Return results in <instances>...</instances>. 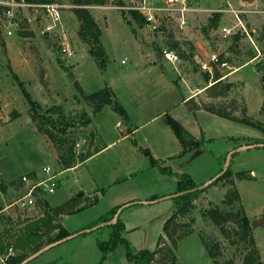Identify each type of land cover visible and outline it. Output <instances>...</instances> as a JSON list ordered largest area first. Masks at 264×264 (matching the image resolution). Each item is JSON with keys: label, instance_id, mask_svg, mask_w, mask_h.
Masks as SVG:
<instances>
[{"label": "rangeland", "instance_id": "1", "mask_svg": "<svg viewBox=\"0 0 264 264\" xmlns=\"http://www.w3.org/2000/svg\"><path fill=\"white\" fill-rule=\"evenodd\" d=\"M59 2L62 4L60 12L67 35L76 50L75 56L70 60L61 58L57 29L51 34L42 31V10V14L36 16L33 7H14L15 14L10 19L12 25L9 27L13 34L8 35L7 28L1 26L0 179L7 185V190L4 192L0 185V207H3L0 212V239L9 240L13 234L19 235L21 226L43 215V209L39 206L24 210L7 205L23 194V189L18 186L21 175L38 173L43 166H51L56 173L59 172V181L56 191L44 196L47 202L55 206L74 199L80 204L79 210L59 218L69 231H82L113 207L126 205L120 214L126 225L123 235L132 242L136 251L153 249L163 232L164 222L172 213L173 197H165L177 192V179L174 175L161 171L160 165L152 164L141 147L149 148L156 158L162 157V165L169 166L174 171H186L196 183L201 184L205 180L210 181L221 171L227 155L235 149L230 146L264 139V133L255 127L227 119L236 125H221L214 117H222L209 113L211 116L201 120L214 138L203 141L200 148L189 151L183 157H167L178 154L182 145L166 116L157 114L165 109L166 112L186 119L188 112L169 110V106L181 96L180 90L183 87L187 93L192 94L198 90L196 86L205 88L209 84L204 80L205 71L199 63H195L191 57L182 59L178 48L172 43L177 41L181 48L187 50L192 45L194 52H197L195 43L203 40L214 50L220 51L221 56L237 68L253 59L254 62L243 65L234 76L227 77L228 81L238 78L234 80L235 86L227 98H212L204 89L198 100L219 103L236 99L239 107H243L247 106L243 96L245 93L249 114L264 121V110L259 113L264 95V0H230L233 8L243 10L240 17L260 51L247 35L240 32L227 37L210 32L206 36L202 26L206 24L211 11L200 12L190 27L166 38L157 33H143L140 29L142 23L132 13L117 9L116 0H108L106 4L82 5L91 12L102 29L101 40L109 57L106 70L98 67L89 53L88 43L78 35L80 21L74 7L79 5H74L71 0ZM200 5L207 9H224L222 24L233 26L236 23L234 14L226 11L231 8L227 0H201ZM0 18L5 20L3 14H0ZM47 23L48 20L45 24ZM137 44L153 51L156 56H159V47L172 48L179 53L180 60L173 64L161 57L159 60L158 57V62L166 64L167 69L163 73L159 71L162 70L159 65V70L151 69V64L143 63L147 59L140 55ZM122 59L126 62L122 63ZM137 59L139 60L136 62ZM133 67L135 69L129 73V81L134 84L132 89H126L124 74ZM170 77H174L180 90L172 84ZM17 78L23 81L26 91L45 109L61 105L66 114L74 117L75 124L69 130L74 132L71 137L78 139L77 153H84L88 149L89 138L93 134L91 148L95 155L73 170L64 167L60 161L59 149L32 120L26 92L18 84ZM75 79L80 80L87 92L98 90L106 81H110L115 85L119 99L125 102L129 117L125 119L119 115L121 118L118 125L116 123L119 116L117 118L108 110L93 118L95 115L91 107L77 91ZM185 110L187 111L186 107L183 108ZM83 112L91 117L89 124L83 123ZM127 120L131 121L127 123ZM133 128L136 129L131 132ZM129 131L130 135L123 138ZM197 132L199 133V129ZM221 134H259L261 137L240 136L232 139L228 136L221 137ZM113 140L114 143L101 150L102 146ZM253 145V148L231 154L229 159L233 172L242 171L245 175L243 178L234 175L240 197L234 193V198L228 201L225 194L230 185L220 180L200 193L193 201L190 212L182 218L192 232L178 240L175 249L177 264H214V258L210 256L205 242L218 244L216 258L222 263L243 264L244 241L233 233H230L231 238L228 240L205 215L204 210L210 206V201L219 204L225 211L236 212L243 206L251 219L253 234L264 261V224L261 222L264 219V147ZM226 226L233 229L235 222L230 220ZM6 228L11 229L5 230ZM111 231V226H103L79 233L43 249L21 264H133L127 259L126 248L122 243L102 259L103 252L97 239H108Z\"/></svg>", "mask_w": 264, "mask_h": 264}, {"label": "trees", "instance_id": "2", "mask_svg": "<svg viewBox=\"0 0 264 264\" xmlns=\"http://www.w3.org/2000/svg\"><path fill=\"white\" fill-rule=\"evenodd\" d=\"M25 1L48 3L59 0ZM71 2L74 5H79L74 7V12L77 14L80 21L78 29L79 37L84 42L88 43L89 53L95 59L98 67L102 70L106 69L109 57L101 40L102 29L91 12L82 5L106 4L108 0H71ZM5 8L6 7L3 5H0V14H3ZM132 15L140 23L143 22V18L137 12H133ZM221 18L222 12H212L207 18L206 24L202 26L203 33L206 36H209L211 30L215 29L219 25ZM0 38H2L1 26ZM172 45L178 48L182 59H190L191 57V59L196 63L194 46L191 45L187 50L181 48L177 41H173ZM220 76L221 74L217 70L214 72L212 79L209 72H205L204 74V80L209 82V84L205 87V91H207L208 96L212 98H227L230 90L235 86V83L232 81L219 79ZM17 79L18 84L23 87L26 92V98L29 103V113L32 120L36 123L37 128L41 132L47 134L59 149L61 164L66 168H71L91 157L95 153L91 148L94 142L93 134L89 138L88 149L84 153H77L76 142L78 139L77 137H71L74 132L69 130V128L75 124L74 117L71 114H66L61 105H52L45 109L37 100H34L30 96L28 91H26L23 81L19 80V78ZM210 82L212 83L210 84ZM74 84L81 97L91 107L94 115L101 112L106 105H110L114 111L123 116L125 119L129 117L125 106L118 98H116L114 91L109 84L106 83L102 88L93 92H86L78 79L74 80ZM187 103L192 104L193 107L200 105L202 108L213 114L241 124L255 127L264 133V121L249 115L247 106L244 105L243 107H239V103H237L236 99H233L231 102L220 101L219 103L215 101H200V103L197 104L194 98L190 97L187 99ZM263 110L264 100L260 112H263ZM54 114H56V117H54ZM165 116L168 124L182 145V149L178 154L169 156L168 158L183 157L189 151L200 148L203 141L213 139L206 138L204 131L201 132V137L197 138L172 115L165 113ZM83 117L85 118L83 121L84 124H89L91 122V117L87 112H83ZM245 143L249 145L256 144V147H264V139H255L254 142L249 141ZM259 143H263V145H258ZM241 145H243V143H238L234 146V148ZM140 149L150 158L152 164L160 165L161 171L174 175L177 179V192H183L173 197L172 213L163 224V232L159 235L156 246L153 249L144 248L138 251L135 250L132 242L123 235L126 225L120 218L121 213L116 220L113 222L111 221L115 218L119 208L122 207L121 205L113 207L99 220L93 222L90 226L82 230H84L83 232L88 231V229L94 230V227L98 225L99 226L97 228L103 226L112 227V231L108 239L100 237L97 239V243L103 252L102 259L106 257V254L109 251H111L119 243H122L126 248L127 259L133 264H177L175 249L177 247L178 240L192 232L191 229H188V223L183 222L182 218L190 212L195 198L200 193L206 191L209 186L217 184L220 180H224L225 184L230 185L225 194V198H228V201H231L234 198V193L239 198L240 195L237 190L235 176L237 178H243L245 175L242 171L234 173L231 167L228 166L226 171L223 172V174H221L217 179L212 180L205 187L201 188L200 185L203 183H196L190 173L186 171H174L169 166L162 165V159L156 158L149 148L141 147ZM223 168L224 167L222 166L221 171ZM32 174L34 173H29V175ZM0 185L2 190L5 192L7 190V185L1 179ZM38 206L43 209L42 216L37 219L27 221L20 227L19 235L13 234L9 240L0 239L1 254H7L8 249L11 246L15 250L13 254H9L5 261L0 264H21L32 254L56 241L64 240L67 236L73 233L69 231L63 223H61L59 218L79 210V202H76L74 199H69L61 204L51 206L45 198H39ZM2 209L3 207H0V212ZM204 213L219 227L221 233L228 240L231 238L230 233H233L234 236H237L240 240L244 241L245 247L243 248V264H264L258 242L253 234L251 219L247 215L243 206L236 212L225 211L219 204L210 201V206L204 210ZM230 220L235 222L233 229H229L226 226V223ZM101 223L105 224L101 225ZM9 229L11 228H6L5 230ZM232 243H235V241H232ZM205 245L210 256L214 258V264H224L216 258L218 244L216 243V245H213L205 242Z\"/></svg>", "mask_w": 264, "mask_h": 264}, {"label": "built area", "instance_id": "3", "mask_svg": "<svg viewBox=\"0 0 264 264\" xmlns=\"http://www.w3.org/2000/svg\"><path fill=\"white\" fill-rule=\"evenodd\" d=\"M116 1L117 4L115 5V7L117 9L125 10L130 13L137 12L143 18V22L140 27L143 33H157L166 38H169L170 34L172 35L173 33L181 32L182 30L190 27L193 19L197 17V15L202 11H224V9L221 8L207 9L205 7H202V5H200L201 0ZM227 3L231 6V8L226 9V11H231L234 14L236 23L233 26H227L220 22L221 24H219L215 29H212L211 32H216V34L220 33L225 37L240 32L242 35H247L251 42H253L255 48L260 51L255 44L251 33L240 17V13L243 12V10L233 8L230 0H227ZM0 5L6 7L3 12L5 20L3 18H0V26L3 25L5 28H7L6 33L8 35L13 34V31L9 27L12 25L10 19L15 14L14 7H33L36 11V16L42 14L41 10L43 11L44 24L42 31L51 34L57 29L58 33L56 34V37L60 47L61 58L63 60H70L75 56L76 50L67 35V30L65 24L63 23L60 12L62 4L59 1L48 3H34L26 2L25 0H0ZM47 20L49 21V23L45 24ZM201 43L197 46L201 54V57L197 62L199 63L202 70L211 74V79L213 78L214 72L216 70L221 74L219 79H227L229 75L238 70L237 67L231 66L228 60L221 56L220 51L207 50ZM157 54L162 59L173 64H176L180 60L179 53L172 48L160 47L157 50ZM153 56H156V53H153ZM125 62V59H122V63ZM211 83L212 82H210V84ZM58 175L59 172L56 173L51 166H43L41 171L32 175H29V173L21 175V177H19L20 183L18 184V186L23 189V194L18 196V198L12 201L8 206H14L24 210L30 209L32 207H37L39 198H45V195H50L56 191L59 181ZM13 253L14 249L11 246L9 247L7 254L0 253V261L4 262L7 256Z\"/></svg>", "mask_w": 264, "mask_h": 264}, {"label": "crops", "instance_id": "4", "mask_svg": "<svg viewBox=\"0 0 264 264\" xmlns=\"http://www.w3.org/2000/svg\"><path fill=\"white\" fill-rule=\"evenodd\" d=\"M253 1H255V0H253ZM252 1V2H253ZM258 2H259V0H258ZM202 7H204L203 5H202ZM210 7V6H209ZM217 8V7H216ZM212 9V8H211ZM202 42V43H201ZM198 41V42H196L195 44H196V46H198L200 43L204 46V48L205 49H207V50H214L213 48H211L206 42H204L203 40L202 41ZM138 45V44H137ZM138 47H139V45H138ZM138 50H139V53H140V55H144L145 57H146V61H144L143 63L145 64V65H147L148 63L149 64H151V69H157L158 68V65H159V67H160V69H162V70H159V69H157V70H159V71H164L165 69H167V65L166 64H164V65H161V63H160V61L158 62V57H159V60H160V56H153V51H148L147 49H144L143 47H139L138 48ZM196 54H195V58H196V61H199L198 59H197V55H199V58L201 57V54H200V52H199V49H198V47H197V52H195ZM139 59H137L136 60V62L138 61ZM186 60V59H185ZM253 60V59H252ZM252 60H250V62H244V63H242V64H240V65H238V70L236 71V72H234V73H232L231 75H235L238 71H239V69L243 66V65H245V64H247V63H252V62H254V61H252ZM252 61V62H251ZM148 62V63H147ZM169 62V61H168ZM169 63H171V62H169ZM169 65V64H168ZM137 66V65H136ZM170 66V65H169ZM168 66V67H169ZM172 67V66H171ZM170 67V68H171ZM134 69H135V67H133L132 69H129L128 71H126V73L124 74V85H125V88L126 89H128V88H130V89H132V86H133V84L134 83H131L130 81H129V73L131 72H133L134 71ZM106 70V69H105ZM173 70V69H172ZM158 72V71H157ZM163 73V72H162ZM231 75H229V76H231ZM228 76V77H229ZM234 78V77H233ZM170 79H171V81H172V84L173 85H175V87H177L179 90H180V87L178 86V84H176L175 82H174V77L172 78V77H170ZM238 78H234L233 79V81L232 82H234L235 83V81L234 80H237ZM79 80V79H78ZM79 82H80V80H79ZM106 83L107 84H109L111 87H112V89H113V91H114V94H115V96H116V98H118L119 99V97L117 96V90H116V87H115V85L114 84H112L110 81L109 82H107L106 81ZM189 84V83H188ZM83 86V85H82ZM188 87H189V85H188ZM197 88L196 89H198L196 92H194V93H192V94H189V93H187V90L186 89H184V87L180 90V92H181V96L178 98V100H176L172 105H170L169 106V110L171 109V110H176V109H179V110H181V113H186V112H188V116H187V118L186 119H184L182 116H180V115H178V114H171L169 111H167L166 112V110L164 109V110H162L161 112H159L157 115H165V113H169L170 115H172L174 118H176L177 120L179 119V121L181 122L182 121V123L186 126V128L194 135V136H196L197 138H200L201 137V132L202 131H204V133H205V136H206V138H214V136H213V134H211L209 131H208V129H207V126H205L204 124H203V122H202V120H201V118H208L209 116H211V115H209V113H211V112H209V111H207V110H205L204 108H202L200 105H198V106H196V107H193V105L192 104H189V103H187V99H189L190 97H193L194 98V100H195V102L197 103V104H199L200 103V101L201 100H198V96L202 93V91L205 89V88H199V86H196ZM200 87H202V86H200ZM190 89H191V87H190ZM192 90V89H191ZM87 92V91H86ZM134 92H135V90H133V95H134ZM244 99H245V101H246V104H247V110H248V103H247V97H246V95H245V93H244ZM137 99L139 98L138 96L136 97ZM263 100H264V95H263V98H262ZM122 103H123V105L125 106V108H126V104H125V102L124 101H122L121 99H119ZM263 100H262V105H263ZM262 105L260 106V109H259V113H261L260 112V110H261V107H262ZM184 107H186L187 108V111L185 110V111H183V108ZM104 110H108V112H113L114 114H115V116L118 118V116H119V114L116 112V111H114L112 108H111V106L110 105H106L102 110H101V112H103ZM126 110H127V108H126ZM101 112H99V113H101ZM127 112H128V110H127ZM98 113V114H99ZM97 114V115H98ZM211 114H213V113H211ZM248 114H249V110H248ZM97 115H95L93 118H95ZM128 115H129V113H128ZM182 115V114H181ZM189 115H191L192 117H189ZM214 115H216V114H214ZM249 115H251V114H249ZM218 116V115H217ZM120 116H119V118H118V120H117V123H116V125H118L119 124V122H120ZM214 119L217 121V122H219V123H221V125H224V124H226V125H236V124H234L233 122H235V121H233V122H228L227 120H230V119H227V118H224V117H222V118H219V117H214ZM227 119V120H226ZM131 120H127V123H129ZM148 121V120H147ZM146 121V122H147ZM145 122V123H146ZM235 123H238V122H235ZM239 124H241V123H239ZM142 125V124H141ZM136 127H138V126H136ZM98 128V127H97ZM136 128H133V129H131V132H133L134 130H135ZM197 129H199V133L197 132ZM130 131L129 132H127V133H125L122 137L123 138H126V137H128L130 134L129 133H131ZM261 132V131H260ZM226 136H228V137H230V138H232V139H234V138H236V137H240V136H244V137H250V138H258V137H261V135H259V134H255V135H233V134H221V137H226ZM115 142V140H113V141H109L107 144H105L104 146H102V148H101V150L102 149H104L105 147H107V146H110L112 143H114ZM238 144V143H237ZM243 146L244 147H242V148H240L239 150H242V149H245V148H253L252 146L251 147H248V144H246V143H243ZM230 147H234V144L232 145V146H230ZM239 147H241V146H239ZM101 150H99V152L101 151ZM239 150H237V151H239ZM93 155H95V154H93ZM92 155V156H93ZM174 155V154H173ZM169 156H172V155H168L167 157H169ZM161 159H162V157H160ZM172 160H174V159H172ZM86 161V160H85ZM84 161V162H85ZM168 161H171L170 159H168ZM80 164H82V163H79V164H77L76 166H74V167H71L72 168V170L73 169H75V168H78L79 166H80ZM221 168H222V166H221ZM67 169H69V168H67ZM181 172V171H180ZM196 182V181H195ZM207 182V180H205L204 182H202V183H206ZM198 183V182H197ZM8 206V205H7ZM64 217V216H63Z\"/></svg>", "mask_w": 264, "mask_h": 264}, {"label": "water", "instance_id": "5", "mask_svg": "<svg viewBox=\"0 0 264 264\" xmlns=\"http://www.w3.org/2000/svg\"><path fill=\"white\" fill-rule=\"evenodd\" d=\"M243 1L252 2L253 0H243ZM197 59H198V60L200 59V58H199V55H197ZM258 145H263V143H259ZM251 146H255V145H253V144H252V145H248V147H251ZM242 147H244V146H241V147H238V148H235V149L231 150V151L229 152V154L227 155V160H226V163H225V165H224L223 170L220 171L217 175H215V176L213 177V179H211L210 181H208V182L203 183L202 185H200V187H201V188H202V187H205L209 182H211L212 180L217 179L221 174H223V172H225L226 169H227V167L229 166V159H230L231 154L234 153L235 151L239 150V149L242 148ZM184 192H185V191H184ZM181 193H183V192H176V193H174V194H172V195H169V196H167V197H165V198H168V197H174V196L179 195V194H181ZM156 200H158V199H156ZM156 200H152V202H153V201H156ZM146 202H151V201H146ZM125 206H126V205H123L121 208H119V210H118V212H117V214H116L114 220L117 219V217L119 216V214H120L121 211H122V208L125 207ZM261 222H262V224H264V219H262ZM103 224H105V223H101V225H103ZM98 226H99V225H98ZM98 226H95L94 229L97 228ZM88 230H89V229H88ZM83 231H84V230L79 231V232H76V233H73V234L67 236L65 239H67V238H71V237H73V236H75V235H77V234H79V233H82ZM65 239H64V240H65ZM61 241H63V240L56 241V242H54L53 244H50V245L44 247L43 249H45V248H47V247H49V246H52V245H54V244H58V243L61 242ZM43 249H41V250H39L38 252L32 254V255H31L30 257H28V258H31V257H33V256L38 255L40 252L43 251ZM28 258H27V259H28Z\"/></svg>", "mask_w": 264, "mask_h": 264}]
</instances>
